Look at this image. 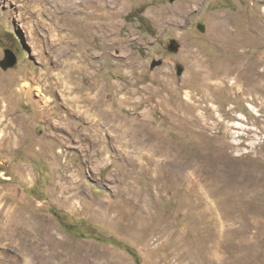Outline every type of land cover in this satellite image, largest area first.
Here are the masks:
<instances>
[{
    "label": "rangeland",
    "instance_id": "obj_1",
    "mask_svg": "<svg viewBox=\"0 0 264 264\" xmlns=\"http://www.w3.org/2000/svg\"><path fill=\"white\" fill-rule=\"evenodd\" d=\"M88 1L0 0V264H264V0Z\"/></svg>",
    "mask_w": 264,
    "mask_h": 264
},
{
    "label": "bare ground",
    "instance_id": "obj_2",
    "mask_svg": "<svg viewBox=\"0 0 264 264\" xmlns=\"http://www.w3.org/2000/svg\"><path fill=\"white\" fill-rule=\"evenodd\" d=\"M30 1L31 0H23V2L25 3V7L27 8L28 6H29V3H30ZM47 1V0H46ZM55 1V0H54ZM61 4H59V5H64L65 3H69V0H58ZM76 1V0H75ZM103 1L104 0H96V2H97V4H100V3H103ZM79 2V1H78ZM50 3V2H49ZM48 3V4H49ZM55 3V2H54ZM75 3V2H74ZM77 3V2H76ZM53 4V3H52ZM56 4V3H55ZM39 5H41V4H39ZM47 5V4H46ZM54 5V4H53ZM74 5V4H73ZM82 5L84 6V9H85V13L88 15V12L92 15L93 13H94V10H90L91 8H93L94 7V4H91V3H89V1L88 0H82ZM42 6V5H41ZM50 6V5H49ZM66 6V5H65ZM97 6V5H96ZM21 8V7H20ZM58 8V7H57ZM47 9V8H46ZM50 9V7H48V10ZM26 10V9H25ZM41 10V9H40ZM79 10V9H78ZM80 10H82V8L80 9ZM45 12V9H42L41 10V14H43ZM46 12H47V10H46ZM49 12V11H48ZM52 12V11H51ZM79 13V12H78ZM24 15L22 14V16L21 17H23ZM33 17V16H32ZM43 17V16H42ZM81 17V16H80ZM14 18V17H13ZM25 18V17H24ZM20 19V18H19ZM55 19V18H54ZM45 21V20H44ZM224 22V21H223ZM93 22L91 21L90 22V24H91V26H93V25H95V24H92ZM22 24H23V22H22ZM218 24H220V26H223V29H226V27H227V24H225V23H218ZM40 26V20H38V21H36V23L34 24V25H32V26H30V32H31V38L33 39V38H35L36 37V34L37 33H40V30H39V27ZM29 27V26H28ZM94 27V26H93ZM47 32V31H46ZM52 32V31H51ZM35 40V39H34ZM34 42V41H33ZM45 42V41H44ZM74 43V42H73ZM38 46L40 47L39 49L40 50H38V52H39V54H42V51H43V48H42V46L40 45V43H38ZM46 48H48V47H46ZM42 49V50H41ZM35 53V52H34ZM46 53V52H45ZM75 54V53H74ZM39 56V55H38ZM82 57V56H81ZM196 57H198L197 59H196V61H197V71L198 72H200L201 73V75H203V79H204V82L207 84V85H210L211 83L210 82H213L212 80H214L215 79V74L217 73V70H216V68H214L212 65H211V63H209V59L206 57V59H203L202 57H200V56H196ZM38 58V57H37ZM45 61H47V60H45ZM56 61V63H58L59 61H58V59L57 60H55ZM241 62V61H240ZM250 63V62H249ZM65 64V63H64ZM73 65L74 64H72V63H69V61H66V65L64 66V65H62L63 66V71L61 72H59V73H57L58 74V78H60V79H62L63 78V81L66 83L68 80H69V76L71 75V74H69L70 73V69H71V67H73ZM249 65V64H248ZM58 66V65H57ZM239 66V65H238ZM248 67V66H247ZM59 68V67H58ZM75 68V67H74ZM221 68H223V72H224V75H222L221 77H220V79L216 82V86H217V88L218 87H221V86H224V83L225 82H229V81H231V80H235V81H233V84L232 85H234L236 82H238V80H239V74H235L234 75V73H233V69H234V66H233V64H226L225 65V69H224V67H222L221 66ZM239 68H240V66H239ZM46 70V69H45ZM50 73L51 72H47L46 73V77L47 76H50ZM220 73V72H219ZM54 74V73H53ZM199 74V73H198ZM54 76V75H53ZM23 77V76H22ZM41 77V76H40ZM40 77H36V78H34V76H31L30 77V79H31V81H27V82H25L24 84H23V87H26L25 88V90H26V92H30L31 90H32V88L34 89V84L32 83V81L34 80L35 81V83L37 82H39L41 79H40ZM227 77L229 78V79H227ZM24 80V79H23ZM229 80V81H228ZM62 82V81H61ZM93 83V82H92ZM263 83V82H262ZM205 84V85H206ZM229 84V83H228ZM230 85V84H229ZM232 85H230V86H232ZM56 86H58V85H56ZM212 86V85H211ZM35 88H36V90H38L39 91V93H40V96L42 95V87H41V85H39V84H37V85H35ZM72 88V87H71ZM259 91V90H258ZM66 92H68L67 94V96H66V102L65 103H67V105H68V107H69V109H73V105L74 104H72L71 103V101L74 99L72 96H71V91L70 90H66ZM43 96V95H42ZM44 97V96H43ZM45 98V97H44ZM192 98H194V97H192ZM50 99V98H49ZM48 98H46V101H47V103L50 101ZM78 99H77V103H78ZM75 103H76V101H75ZM87 104V103H86ZM92 104H93V108L94 107H96V102H92ZM52 105V104H51ZM63 106V105H62ZM90 106V105H89ZM57 108V107H56ZM92 107H91V109H93ZM89 109V108H88ZM51 110H53V109H51ZM84 110V109H83ZM82 110V111H83ZM171 110V109H170ZM67 111V110H66ZM80 111V110H79ZM44 112V111H43ZM87 112V111H86ZM88 114H90V113H88ZM92 114V113H91ZM184 115V114H183ZM195 115V114H194ZM77 116V115H76ZM82 116V115H81ZM78 117V116H77ZM99 118V117H98ZM64 120V119H63ZM68 120V119H67ZM86 120V119H85ZM15 123H16V121H15ZM59 124H60V122H59ZM98 124V123H97ZM8 127V126H7ZM20 126L18 125V128H19ZM68 127V126H67ZM71 128V127H70ZM20 129V128H19ZM102 129V128H101ZM139 129V128H138ZM72 130V129H71ZM141 130V129H140ZM56 132V131H55ZM131 132V131H130ZM20 134V133H19ZM141 134V133H140ZM136 136V135H135ZM145 136V135H144ZM19 138V137H18ZM143 138V137H142ZM146 138V137H145ZM137 139V138H136ZM148 139V138H147ZM146 139V140H147ZM150 139V138H149ZM148 139V140H149ZM81 141V140H80ZM144 141H145V139H144ZM143 141V142H144ZM142 141H140V143H141ZM142 142V143H143ZM79 143V142H78ZM153 146V145H152ZM157 146H158V143H157ZM162 147V146H161ZM162 151V150H161ZM172 152V151H171ZM173 153V152H172ZM175 153V152H174ZM156 154H158V153H156ZM173 159H175L174 157H173ZM173 161V160H172ZM171 162V161H170ZM174 163V162H173ZM186 163V162H185ZM187 164V163H186ZM185 165V164H184ZM193 165V164H192ZM203 169V168H202ZM188 172V171H187ZM194 172V171H193ZM209 172V171H208ZM189 173V172H188ZM242 175V174H241ZM250 185V184H249ZM196 188V187H195ZM240 194V193H239ZM244 197H245V195H244ZM250 197V196H249ZM252 197V196H251ZM262 197H264V192H263V196ZM253 201V200H252ZM235 205V204H234ZM30 241V240H29ZM33 244V243H32ZM64 262V261H63Z\"/></svg>",
    "mask_w": 264,
    "mask_h": 264
},
{
    "label": "water",
    "instance_id": "obj_3",
    "mask_svg": "<svg viewBox=\"0 0 264 264\" xmlns=\"http://www.w3.org/2000/svg\"><path fill=\"white\" fill-rule=\"evenodd\" d=\"M15 62H16V58L14 54L11 52L6 55L3 61H1V64L3 67L7 68L9 66H12ZM162 62H163L162 60H154V62L152 63V67L155 68L156 66L161 65Z\"/></svg>",
    "mask_w": 264,
    "mask_h": 264
},
{
    "label": "trees",
    "instance_id": "obj_4",
    "mask_svg": "<svg viewBox=\"0 0 264 264\" xmlns=\"http://www.w3.org/2000/svg\"><path fill=\"white\" fill-rule=\"evenodd\" d=\"M56 216L59 217V219L61 220V223L67 228V230L73 232V231H72V229H73V227H74L73 224L68 223V222L65 220V218L63 217V215H61V214L56 213ZM138 259H139V258L136 257V260L138 261V264H141L140 259H139V260H138Z\"/></svg>",
    "mask_w": 264,
    "mask_h": 264
}]
</instances>
